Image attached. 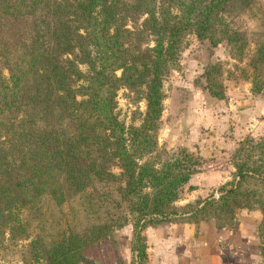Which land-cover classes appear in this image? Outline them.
I'll list each match as a JSON object with an SVG mask.
<instances>
[{"label": "trees", "instance_id": "trees-1", "mask_svg": "<svg viewBox=\"0 0 264 264\" xmlns=\"http://www.w3.org/2000/svg\"><path fill=\"white\" fill-rule=\"evenodd\" d=\"M254 1L0 0V243L6 234L30 236L23 213L36 212L44 194L61 204L108 181L125 209L51 242L31 238L24 264H78L88 258L87 247L129 220L136 264H144L147 225L214 221L235 228L240 208L261 211L264 261V138L247 137L235 148L234 178L217 195L181 205L175 202L197 157L185 148L147 157L157 146L163 79L176 65L183 35L192 31L212 44L226 40L231 55L240 57L247 43L229 9ZM252 63L256 73L264 71V40ZM218 67L206 68L205 87L221 98ZM256 73L252 88L264 91ZM122 86L145 101L138 125H125L114 111Z\"/></svg>", "mask_w": 264, "mask_h": 264}, {"label": "rangeland", "instance_id": "rangeland-1", "mask_svg": "<svg viewBox=\"0 0 264 264\" xmlns=\"http://www.w3.org/2000/svg\"><path fill=\"white\" fill-rule=\"evenodd\" d=\"M229 16L245 37L247 45L243 54L240 57L232 56L226 40L212 44L208 39L197 38L192 31L183 35L176 65L163 79L164 98L156 133L157 146L147 154L151 158L159 152L155 157L158 160L178 148H185L198 159L196 171L191 176L196 172L228 176L226 181L213 188L218 190L234 178L232 162L237 158L232 157L235 148L247 137L264 138V91L252 88L253 75L256 73L252 60L256 46L264 40V0H255L242 10L232 6ZM210 64L219 66L214 77L222 84L224 96L221 98L213 96L205 87L206 68ZM256 65L261 64L257 62ZM82 68L85 69L83 64ZM116 73L120 74V69ZM255 75L258 79H264V71ZM115 99L114 111L118 119L125 125L140 124L145 108V101L140 94L122 86L117 90ZM251 101L254 104L258 102V112L254 113L255 117L248 115L244 118L243 111ZM192 127L198 133L191 141L184 140L182 143V137ZM191 145H203L208 150L200 154L195 149L191 150ZM114 170L117 171L116 168ZM186 184L180 188V199L185 188H188ZM178 200L176 204H184ZM121 209H125V204L113 182H97L93 187L65 197L61 204H57L46 193L41 197L36 212L31 216L23 213V217L29 220L30 236L15 239L6 234L1 241L0 264H24L22 258L27 243L37 235L51 242L69 230H78L91 221L105 219L109 211ZM133 232V221L129 220L103 240L87 247L85 254L88 258L78 264H136L137 258L132 247Z\"/></svg>", "mask_w": 264, "mask_h": 264}, {"label": "crops", "instance_id": "crops-1", "mask_svg": "<svg viewBox=\"0 0 264 264\" xmlns=\"http://www.w3.org/2000/svg\"><path fill=\"white\" fill-rule=\"evenodd\" d=\"M257 106L258 102L254 104L251 101L243 111L244 118L248 115L255 117ZM196 133V128H190L185 135L188 138L182 137L181 142L191 141ZM190 148L200 154H205L208 150L203 145H191ZM227 178L228 176L223 175L218 177L217 173L196 172L186 182L188 188H185L184 195L178 202L194 201L210 194L212 190L215 194L218 189L213 188ZM261 215L259 209L240 208L235 228L219 227L214 221L161 222L147 225L142 231L146 236L147 260L144 264H264L258 236Z\"/></svg>", "mask_w": 264, "mask_h": 264}, {"label": "built area", "instance_id": "built-area-1", "mask_svg": "<svg viewBox=\"0 0 264 264\" xmlns=\"http://www.w3.org/2000/svg\"><path fill=\"white\" fill-rule=\"evenodd\" d=\"M140 104H143V102H142V101H140Z\"/></svg>", "mask_w": 264, "mask_h": 264}]
</instances>
